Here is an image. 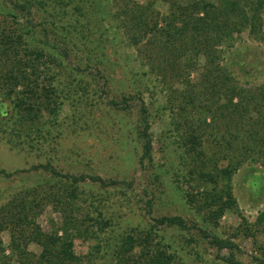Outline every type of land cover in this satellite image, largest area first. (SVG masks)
<instances>
[{
  "label": "trees",
  "instance_id": "obj_1",
  "mask_svg": "<svg viewBox=\"0 0 264 264\" xmlns=\"http://www.w3.org/2000/svg\"><path fill=\"white\" fill-rule=\"evenodd\" d=\"M36 1L0 0V125L2 120L11 119L15 126H9V122L6 125L12 128V135L27 139L42 135L45 117L51 119L57 113L60 98L53 70L56 65L63 67L68 58L67 52H60L52 43L43 22L35 23L36 3L44 6L43 0ZM105 1L110 0H95L94 4ZM118 1L110 25L129 47H134L141 68L146 70L144 76L158 80L161 92H167L168 105L177 121L184 179L191 187L185 192L186 200L202 214L205 226L200 231L209 239V227H216L228 211L238 206L232 188L234 175L247 162L264 165V84L238 86L226 60L235 35L247 32L253 40L264 43V0ZM56 3L62 6L67 2ZM161 6L167 7L165 14L160 12ZM94 8L97 13H105L101 7ZM76 9L84 11L78 5ZM82 15L86 17L84 12ZM90 21L86 18L82 26H90ZM198 64L203 72L197 80H191ZM86 67L82 70L87 71ZM142 85L143 91L112 99L110 104L118 111L136 112L134 133L142 150L139 165L145 171L153 167L155 158L150 108L142 96L151 89L144 82ZM90 86L81 81L76 88L78 94L85 97ZM53 174L59 175L55 170ZM65 179L70 181L50 182L49 193L37 188L20 189L0 207V264H83L75 240L88 239L109 223L92 218L91 212L80 217L84 212L79 183L87 178ZM90 179L104 183L99 177ZM49 203L60 210L61 221L52 220L46 231L39 220ZM154 220L155 227L188 228L179 216ZM88 222L97 230L86 225ZM257 224L264 233V213ZM153 229L143 235L129 234L111 244L113 264H175L176 256L160 240L156 242L157 231ZM4 233L9 234L8 245ZM211 245L218 249L233 247L218 236H212ZM32 246L40 252H34ZM228 262L238 264L233 259Z\"/></svg>",
  "mask_w": 264,
  "mask_h": 264
},
{
  "label": "rangeland",
  "instance_id": "obj_2",
  "mask_svg": "<svg viewBox=\"0 0 264 264\" xmlns=\"http://www.w3.org/2000/svg\"><path fill=\"white\" fill-rule=\"evenodd\" d=\"M94 1L66 0L62 6L56 0H43L44 6L36 1L35 23L43 22L52 43L60 52H67L68 58L63 67H54L59 105L55 116L45 117L42 135L33 134V139L16 137L9 127L15 126L13 121L1 122L0 207L20 189L37 188L49 193L50 182L61 184V179L70 181L65 179L67 176H85L86 181L79 183L84 212L79 216L83 218L91 212L92 218L108 220L109 226L88 239L75 240V250L83 264H113L111 244L129 234L143 235L151 228L157 231L156 242L160 240L176 256L175 264H230L228 259L238 264H264V233L257 224L264 213V165L247 162L234 175L232 188L238 206L228 211L216 227H209L210 238L206 239L200 231L205 226L202 214L186 200L185 192L191 187L184 179L177 121L167 92H161L158 80L150 81L144 76L146 70L141 68L134 47H129L110 25L119 1L101 5ZM77 5L84 9L86 17L77 11ZM94 6L105 13L95 12ZM159 9L163 14L167 12L166 6ZM88 17L90 26L84 28L82 24ZM231 48L226 60L238 86L254 88L264 84V43L245 32L235 35ZM85 66L87 71L82 70ZM201 70L198 64L191 80H197ZM81 81L91 84L85 97L76 89ZM143 82L151 89L142 96L150 108L155 158L153 167L145 171L139 165L142 150L134 133L136 112L118 111L110 104L112 99L143 91ZM69 84L73 85L71 89ZM90 177H99L104 183ZM59 211L49 203L40 217L41 227L48 231L52 220L60 222ZM163 216L182 217L188 228L155 227L154 218ZM92 222L86 225L97 230ZM212 236L229 240L233 247L212 246ZM3 238L8 245L9 234L4 233ZM32 250L40 252L36 246Z\"/></svg>",
  "mask_w": 264,
  "mask_h": 264
}]
</instances>
